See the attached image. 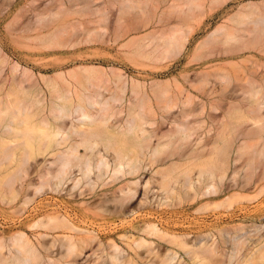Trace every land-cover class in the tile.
I'll return each instance as SVG.
<instances>
[{
	"label": "bare ground",
	"instance_id": "obj_1",
	"mask_svg": "<svg viewBox=\"0 0 264 264\" xmlns=\"http://www.w3.org/2000/svg\"><path fill=\"white\" fill-rule=\"evenodd\" d=\"M167 1L113 0L111 3L120 4L116 36H128L133 20L140 27L161 22V9ZM175 1L167 13H177L181 24L168 33L126 40L122 46L132 48L131 57L165 59L182 52L196 24L228 0ZM131 10H136L134 19L129 17ZM100 12V20L105 23L108 13ZM58 15L64 16L61 12ZM64 31L57 26L46 40L47 45L62 46ZM94 33L89 31L87 38ZM203 48H216L215 53L226 54L230 66L203 74L193 85L195 92L176 77L149 84L121 69L91 63L38 79L31 69H20L19 63L11 64L4 74L0 68V204L12 206L19 202L20 206H29L13 223L19 224L17 229L0 234V264H78L75 257L97 238L95 233L104 224L97 226L90 208L79 214L65 200L60 207L42 201L29 205L44 189V196L57 198L59 187L68 180L72 186L63 196L85 183L93 190L98 183L104 185L128 175L126 185L119 188L114 199L123 205L135 197L136 177L148 163L155 172L159 204H182L185 188L192 191L191 200L206 199L200 208L231 207L241 196L217 198L228 193L229 173H239L233 163L246 156L254 174L247 178L245 186H240L238 180L236 186L245 189L256 184L254 175L264 162V74L257 75L260 79L249 73L241 76L239 60L246 52L264 54V5H245L227 17L200 43L196 58L205 55L200 52ZM5 62L0 60V66ZM225 85L240 90L241 96L226 101L219 90ZM197 99L200 101L195 103ZM178 107L180 112L166 132L152 135L146 128L157 125L159 115L164 118L163 113ZM210 109L222 110L223 114L216 125L211 121L205 128V137L198 135L195 143L188 146L197 127L215 116ZM204 114L201 119H190ZM199 121L200 125H195ZM153 136L158 138L156 144L152 143ZM39 157H46V164L43 169L38 163L34 182L26 177L29 166L36 169ZM168 158L171 164H164ZM32 161L36 163L32 165ZM262 168L260 175L264 179ZM149 183L151 180L146 186ZM49 190L58 193L49 194ZM109 223L102 229L107 231ZM111 224L112 228L119 226L117 222ZM143 230L166 238L170 247L161 250L153 240L140 238L134 240V245L128 244L129 249L123 253L111 239V251L99 264H187L176 262L181 255H187L190 264H264V237L246 244L235 228L209 229L189 239L183 233L163 231L154 222H147ZM143 247L145 252L139 251Z\"/></svg>",
	"mask_w": 264,
	"mask_h": 264
},
{
	"label": "rangeland",
	"instance_id": "obj_2",
	"mask_svg": "<svg viewBox=\"0 0 264 264\" xmlns=\"http://www.w3.org/2000/svg\"><path fill=\"white\" fill-rule=\"evenodd\" d=\"M112 1L0 0V60H7L0 66L1 69H4L2 74L14 63H19L20 69H31L35 73L36 79L41 78L42 75H55L62 70L70 71L82 63H91L97 66L121 69L123 73L130 76L134 75L141 80L145 79L149 84L152 80L167 81L176 77L182 81L185 88L195 92L193 85L199 83V79L203 74H214L218 67L230 66L227 55L215 53L216 48L212 51L208 48H203L200 52L205 55L196 58L195 55L198 52L200 43L205 41L219 24L236 13L242 6L251 4L264 5V0H228L225 4L216 7L207 17L196 24V29L182 52L173 53L165 59L151 60L144 57H131L129 51H132V48H125L122 43L128 39L138 40L161 32L168 33L179 26L181 24L180 16L177 13H167L173 9L170 5L176 1L168 0L167 3L163 4L162 14H160L161 22L147 27H140V24L135 23L136 20H133L131 21L133 29L128 36L122 37H118L115 34V22L120 4H113L111 3ZM101 10L108 13L105 23L100 20ZM59 12L63 13L64 16H59ZM135 12L136 10L129 12L131 19L136 17ZM57 26L66 29L63 34L65 43L62 46L47 45L46 40L51 37ZM103 26L106 27V30L102 29ZM92 30L95 31L94 36L87 38V33ZM239 63L242 66L241 76L249 73L250 76L254 75L260 79L257 75L262 76L264 74V54L255 55L246 52L242 59L239 60ZM60 66L63 67L61 68ZM211 78L215 85V78ZM211 85L210 83L208 86L210 87ZM233 89L235 87L232 85H225L219 88L227 97L226 101L237 100L241 96L240 90L234 91ZM199 101L197 99L195 103ZM179 112L180 108L178 107L170 112L163 113L164 118L159 115V123L157 125H146V128L152 131V135L155 133L160 135L171 127V120ZM210 112H214L215 116L213 119L209 118L207 123L197 127L195 134L189 140L191 143L188 146L195 143L194 139L198 135L205 137V128L207 129L211 121L216 125L217 119L223 114L222 110H211ZM204 116L205 114L190 117V119H201ZM200 122L195 123V125L199 126ZM212 133L213 131L207 133V135L210 136ZM157 139V136H153L152 143L156 144ZM258 148L261 149V146H258ZM45 158H38L36 169L32 170L33 167L29 166V173L26 178L29 177L34 182L37 180V168L39 166L43 169L45 168ZM262 160H264V156ZM31 163L34 165L36 162L32 161ZM263 163L260 164V167H257L254 175L256 184L254 186L248 185L245 189H240V187L236 186L237 180L240 186L244 185L247 178L254 174L253 170L247 166L246 156L237 163H233V168L237 167L239 173L236 175L233 171L229 173L226 177L228 193L217 198V200H221L228 194L241 196L231 207L214 208L211 206L200 208L206 199L201 197L199 200H191L189 194L192 191L185 188L182 189L185 196L182 204H159L158 198H156L157 183L154 181L155 178H153L155 172L148 163H145L144 168L136 177L138 185L135 197L126 201L123 205L120 201L114 199L120 193L119 188L126 185V180L130 178L128 175L119 177L113 182L108 181L109 183L104 185L98 183L93 187V190H91V186L85 183L81 189H72V194L63 196L66 190H69L72 186V184L70 185L71 180H68L64 186L59 187L60 196L57 198L44 196V189L42 193L35 196L29 205L32 206L42 201V203L48 205L57 203L55 207H60L65 200L79 214H81V211H86L87 208H90L92 211H89L90 215H93V220L97 222V226L100 223L106 225V223L110 222L108 230L102 229L104 225L100 226L101 228L99 229L101 230L95 233L97 238L80 255L75 257L78 264H99L103 259H106L107 252L111 251L109 248L111 239L118 243L121 252L127 251L129 249L128 244L134 245V240L140 238L153 240V245H157L161 250L170 247L171 243L166 241V238H160L143 230L147 222H154L163 231L183 233L187 239L193 237L195 233H204L209 229L235 228L238 233L243 235L246 244H253L258 238L264 237V179L260 175L263 170ZM164 164H171L170 159H165ZM93 177L96 178L95 175ZM155 177H158V174ZM149 180H151V183L146 186V182ZM68 185L70 186L68 187ZM258 186L260 187L257 189ZM260 191L262 192L259 193ZM56 193L58 192L49 190V194L54 195ZM20 205L21 203L19 202L12 206L0 204V234H8L17 229L19 224L13 223H16L20 213L25 212L29 207L28 205ZM47 208L50 210V206ZM116 210L118 211L116 212ZM148 213L150 215L147 216ZM31 218L29 217L28 219ZM116 222L119 226L117 229L112 228L113 225L111 223ZM120 222H122L121 225ZM77 224L81 225V222L77 221ZM145 249L143 247L139 251L145 252ZM178 258L177 263L183 261L190 264L187 255H181Z\"/></svg>",
	"mask_w": 264,
	"mask_h": 264
}]
</instances>
